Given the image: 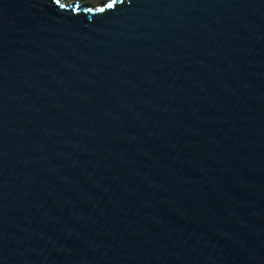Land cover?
<instances>
[{
	"label": "water",
	"instance_id": "95a60500",
	"mask_svg": "<svg viewBox=\"0 0 264 264\" xmlns=\"http://www.w3.org/2000/svg\"><path fill=\"white\" fill-rule=\"evenodd\" d=\"M0 264H264V0H0Z\"/></svg>",
	"mask_w": 264,
	"mask_h": 264
}]
</instances>
